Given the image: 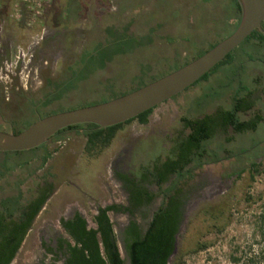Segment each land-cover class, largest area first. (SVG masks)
Here are the masks:
<instances>
[{
	"label": "rangeland",
	"instance_id": "obj_1",
	"mask_svg": "<svg viewBox=\"0 0 264 264\" xmlns=\"http://www.w3.org/2000/svg\"><path fill=\"white\" fill-rule=\"evenodd\" d=\"M16 1L24 8L0 6V130L9 133H15L12 120L23 127L36 120L32 107L46 93L55 97L39 106L41 117L112 99L196 58L233 32L240 19L235 0ZM249 40L231 51V63L158 104L145 123H124L98 152L85 151L84 128L55 135L35 150L0 152V201L21 193L25 203L41 185L53 187L11 264H39L40 231L58 227L61 217L80 211L93 227L98 206L126 204L114 166L138 177L142 165L171 156L188 132L183 117L228 108L240 86L244 93L254 91L255 106L264 115V51ZM259 139L263 132L218 129L204 145L201 165L196 160L188 165L192 176L181 181L187 199L169 264H206L211 258L234 264L232 257L264 241V171L248 177L247 163L257 150L237 155ZM146 184L153 199L134 215L141 229L163 200L156 184ZM108 215L125 259L127 216ZM252 248L246 251L261 253L259 246Z\"/></svg>",
	"mask_w": 264,
	"mask_h": 264
},
{
	"label": "trees",
	"instance_id": "obj_2",
	"mask_svg": "<svg viewBox=\"0 0 264 264\" xmlns=\"http://www.w3.org/2000/svg\"><path fill=\"white\" fill-rule=\"evenodd\" d=\"M2 1L0 0L1 7H5L7 10L11 8L9 4L4 6L1 3ZM4 1L7 2V0ZM235 3L239 10V4L236 0ZM256 33H259L257 29L247 38H252ZM259 39L264 43V35L262 33H260ZM229 56L230 54L215 67L231 63ZM215 67L192 85H195L200 80H206ZM83 77L80 76L78 78ZM66 82L68 81L66 80L60 85ZM240 89L242 90L243 87L240 86L235 91L228 108H219L213 113H207L197 118L183 117V125L189 132L175 142L171 156L160 162L155 161L151 165H142V171L138 177L122 175V178L126 179L127 183H130L132 207L148 204L152 200L153 194L144 185L147 181L156 184L163 195L161 204L152 213L144 232L138 228L135 222H131L126 229L127 252L130 264H169V258L175 248L176 235L179 231L183 208L187 199V194L181 186V181L192 176V167H188V165L195 160L197 165H201L202 158L207 152L204 145L218 129L224 130L228 126H232L235 130H242L249 125L252 128L255 126V123L241 121L238 117L242 107L251 109L255 104L250 97L251 91L246 92L244 96H240ZM153 108L123 123L106 128H99L95 124H76L59 130L55 135L68 130L84 128L87 138L84 149L87 153L93 154L108 146L117 129L124 123L135 119L145 123ZM41 146L29 150H35ZM46 159L47 156L42 157V163ZM172 175H174L173 181L163 187ZM52 190L53 187L49 184V186L39 191L34 198L27 200L25 203H20L21 193L16 196L6 197L0 201V205L3 208V211L0 212V264L10 263L23 242L34 217ZM118 208H121V206L117 204L99 206L97 213L93 217L95 223L93 227L87 225V220L79 212H75L72 218L61 219L63 226L73 240V246L69 247L70 257L67 264H123L124 261L118 248L113 250L109 240L112 222L108 212ZM125 210H130V208L125 207ZM15 213L18 214L14 216ZM204 246L202 245L201 248Z\"/></svg>",
	"mask_w": 264,
	"mask_h": 264
},
{
	"label": "water",
	"instance_id": "obj_3",
	"mask_svg": "<svg viewBox=\"0 0 264 264\" xmlns=\"http://www.w3.org/2000/svg\"><path fill=\"white\" fill-rule=\"evenodd\" d=\"M236 1L241 12L237 27L201 55L172 72L112 99L44 117L38 116L32 124L17 133L0 130V152L33 149L71 125L95 124L99 128H106L123 123L182 92L222 61L254 30L264 33V0ZM109 240L115 250L117 247L113 231L109 233ZM174 252L175 248L171 256Z\"/></svg>",
	"mask_w": 264,
	"mask_h": 264
},
{
	"label": "flooded vegetation",
	"instance_id": "obj_4",
	"mask_svg": "<svg viewBox=\"0 0 264 264\" xmlns=\"http://www.w3.org/2000/svg\"><path fill=\"white\" fill-rule=\"evenodd\" d=\"M203 2H206V1H203ZM235 7L238 10L237 5ZM238 12L241 14L240 9L238 10ZM262 28L264 30V24H262ZM258 32L259 33H256L255 37L250 38L249 41H251L254 44H257L261 48V50L264 51V43H263V41L261 39H259L260 33H262L263 35H264V33L262 31H260V30H258ZM205 51L206 50H204V52ZM199 55H201V54H199ZM261 63H263V65H264V61H262ZM2 64H3V60L0 59V73L2 72V69H3V65ZM249 74H250V72H249ZM256 78H258V77H256ZM19 86H21V88L23 89L22 83H19ZM16 87H17L16 89H19L18 86H16ZM32 90L33 89H31V91ZM241 91H242V96H244L246 93H244L243 89ZM52 95H53L52 92L46 93L44 97H42L37 103H35L33 105L32 109L34 110V115L36 116V119L39 116V114L37 113V110H39V106L42 105L43 103H45L49 98H51ZM250 97L252 99H254V97H255L254 91H251ZM28 100H32V99L29 98ZM238 117H239V119L241 121L255 123V126L252 128L249 125L247 128L242 129V130H235L232 126H228L227 128H230L233 133H235V134H243V133H246V132H251V133L263 132L264 133V130L261 129V124H264V115L262 114V107H256L255 104H254L253 108H251V109H247V108L242 107L241 110L238 113ZM24 119H25V117L22 118V120H24ZM9 124H10L11 130L13 132L17 133V132H20L21 130L25 129L27 126H29L31 124V122L27 126H24V127L19 124L18 120H16V121L12 120V121L9 122ZM227 128H225L224 130H226ZM185 129H187V128H185ZM188 132H189V130H188ZM54 136L55 135H53L52 137H54ZM131 147H132V145H131ZM226 150L229 151V149H226ZM254 150H257V153H256L257 155L255 154L252 157L253 160H251V161H249L247 163V168H246L248 177H250V178L252 177V175H254V173H260V172L264 171V139H259V140L255 141L251 146H249L247 148H244V149H241L237 153V155L238 154L239 155H244V154H249L250 151H254ZM118 161H119V159L116 162H118ZM216 161H219V160H216ZM113 172H114V179L119 183V185L121 187V191L124 193V195L126 197V204H124V205L117 204V205H120L121 208L112 209V210H109V211L122 212V213H125V215L127 216V221L124 223V225L122 227V236H123V239H124V243L123 244H124V250H125L126 257H125V259L122 256L121 257H122V259L124 261L123 264H130V258H129V255H128V252H127L126 229L128 228V226L130 225L131 222H135L137 224L138 228L142 232H144L146 230L148 224H147L145 229H141L140 223L136 221V219L134 218V215L138 211H140L143 207L148 206L152 200L148 204H142V205H139V206L132 207V204H131V201H130V198H131V190L129 188V184L130 183H127V180L122 178V175L125 174L128 177H134V176L129 174L128 172H126L125 169H119V167H117V166H114V171ZM244 173H245V168L242 167L240 169L239 175L244 176ZM172 176H174V175H172ZM172 176L169 178L168 182L165 183V184H168V183L170 184V182L173 181L174 178H172ZM206 179L208 181H210L211 178L208 175ZM49 184L50 183H47L45 185H41L39 187V189H37L36 194L34 195V197L39 193V191H41L42 189H44L47 186H49ZM144 185H145V187H147L148 191L151 193V190H150L148 184H146V182H145ZM184 191L186 192V190H184ZM51 194H52V192H51ZM186 194H187V192H186ZM34 197H32V198H34ZM111 204H116V203H111ZM111 204H108V205H111ZM43 205H42V207H43ZM98 207L96 208L95 214L97 213ZM102 207H104V206H102ZM125 207H129L130 210H125ZM75 212H79L80 215H82L80 211H73L69 216L61 217L59 219L58 227L53 228V227L47 226V227H44L40 231L38 247H39V250H40V253L42 255V259L43 260L38 262L39 264H67L68 258L70 257L69 247L73 246V240L71 239V237L69 236L67 230L63 226V224L61 222V219L62 218H64V219L72 218L73 215L75 214ZM38 213H37V215H38ZM17 214L18 213H15L14 216H16ZM36 216L34 217V219H33L32 223H31L28 231L32 228V224L34 223V220H35ZM151 216H152V214H151ZM151 216H150V219H151ZM150 219H149V221H150ZM87 225H88V223H87ZM28 231H27V233H28ZM112 231L114 233L113 226H112ZM114 237H115V234H114ZM251 246L252 247L259 246V248L261 250V253H259V251H257L256 253L251 254L250 251L249 252L246 251L248 249L253 250V248ZM116 247H117V244H116ZM19 248H18V250H19ZM242 249H244L243 246H242ZM18 250H17V252H18ZM17 252H16V254H17ZM244 253H245V255H243V253L240 252L239 257H232L231 259H232L233 263L234 264H264V241H262L261 243H259V242L251 243V245H248L246 247V249L244 250ZM16 254L14 255V257L12 258V260L10 261L9 264L12 263V261L14 260ZM206 264H220V263H219V261L217 259H212L211 258V259L206 260Z\"/></svg>",
	"mask_w": 264,
	"mask_h": 264
},
{
	"label": "crops",
	"instance_id": "obj_5",
	"mask_svg": "<svg viewBox=\"0 0 264 264\" xmlns=\"http://www.w3.org/2000/svg\"><path fill=\"white\" fill-rule=\"evenodd\" d=\"M1 3L4 4V6L9 4V5H11L12 8L15 7V6H19L21 8H24L22 3H21V1L17 2L16 0H7V2H6V1L3 0Z\"/></svg>",
	"mask_w": 264,
	"mask_h": 264
}]
</instances>
